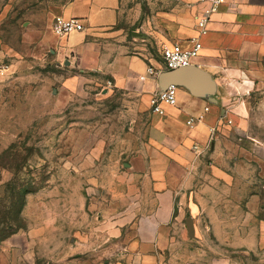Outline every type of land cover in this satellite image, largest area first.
<instances>
[{
    "label": "rangeland",
    "instance_id": "rangeland-1",
    "mask_svg": "<svg viewBox=\"0 0 264 264\" xmlns=\"http://www.w3.org/2000/svg\"><path fill=\"white\" fill-rule=\"evenodd\" d=\"M71 1L0 0V232L22 227L0 241V264H139L140 253L126 246L135 221L117 225L113 216L140 201L143 184L133 183L130 167L151 147L154 113L97 71L93 53L64 51L52 26ZM141 22L116 28L132 53L163 62L153 41L142 47ZM82 33L96 47L104 38ZM234 79L220 155L201 157L196 172L204 182L230 181L217 187L215 206L243 234L215 235L203 219L191 237L188 203L182 233L167 235L165 250L142 253V264H264V60ZM116 226L120 237L111 233ZM85 243L99 250L81 252Z\"/></svg>",
    "mask_w": 264,
    "mask_h": 264
},
{
    "label": "crops",
    "instance_id": "crops-1",
    "mask_svg": "<svg viewBox=\"0 0 264 264\" xmlns=\"http://www.w3.org/2000/svg\"><path fill=\"white\" fill-rule=\"evenodd\" d=\"M127 2H69L58 17L82 19L86 32L104 36L101 39L104 42L96 47L87 41L84 33H74L61 40L64 51L94 54L97 71L111 79L115 87L140 96L150 106L152 95L162 89V83L159 77H148L145 81L140 77L150 66L161 69L163 62L132 53L124 28H116L122 20L129 24L142 20L139 32L144 48L147 41H153L160 51L173 44L191 49V41L199 38L203 50L195 66L206 75L201 90L192 92L179 86L177 105H165L163 114L153 115L151 147L134 158L131 167L128 165L133 183L140 182L144 190L135 206H129L122 215L116 211L118 215L113 220H117V225L122 219L135 221L126 246L128 251L140 253L139 264H142V253H151L156 248L163 251L166 246L163 239L167 235L173 230L182 233L177 225L184 218V205L188 203H191L194 229L199 230V221L206 219L215 235L243 234L242 227L232 224L231 214L215 206L220 194L217 187L220 183L229 187L230 181L219 182L216 177L208 176L204 182L196 170L199 172L202 158L220 155L219 139L224 132L221 121L228 104V91L235 84L234 77L245 73L249 63L264 60V0H226L214 15L206 35L200 34L197 17L207 5L199 4L198 0H139L133 5ZM193 117L197 120L191 126L188 122ZM213 129L218 130L214 136ZM212 139L216 142L211 143L210 150L199 156L194 147L203 151ZM153 176L155 179L151 180ZM137 178L143 179L136 181ZM122 232L119 226L111 231L115 237H120ZM82 246L81 252L99 250L98 244Z\"/></svg>",
    "mask_w": 264,
    "mask_h": 264
},
{
    "label": "built area",
    "instance_id": "built-area-1",
    "mask_svg": "<svg viewBox=\"0 0 264 264\" xmlns=\"http://www.w3.org/2000/svg\"><path fill=\"white\" fill-rule=\"evenodd\" d=\"M226 2V0H198L199 4L207 5L202 13L197 17V27L201 35L208 33V26L212 22L214 15L219 11V8ZM53 32L58 37H68L74 33H82L85 30L83 20L80 18L66 19L64 17H57L52 26ZM191 49H184L179 44L164 46L162 50L163 67L156 69L155 67H148L146 74L141 76L140 79L145 81L148 77H159L162 73L178 69H185L195 66L196 60L200 57L203 50V45L199 38L193 39ZM5 69H0V72ZM178 86L170 85L166 89H160L154 93L150 99V108L154 114H163V107L176 106L178 103ZM209 109L207 108L206 111ZM225 118V117H224ZM199 118L198 120H201ZM197 119L194 117L188 122L193 126ZM216 129H213L212 134ZM195 151L200 155L205 152L199 151V147H194Z\"/></svg>",
    "mask_w": 264,
    "mask_h": 264
},
{
    "label": "water",
    "instance_id": "water-1",
    "mask_svg": "<svg viewBox=\"0 0 264 264\" xmlns=\"http://www.w3.org/2000/svg\"><path fill=\"white\" fill-rule=\"evenodd\" d=\"M162 83V89H166L170 85L184 86L190 91H198L204 87L206 75L201 72L196 66H192L185 69H178L173 71H167L160 76ZM186 229L191 237L194 236V223L192 217H188L185 222Z\"/></svg>",
    "mask_w": 264,
    "mask_h": 264
},
{
    "label": "trees",
    "instance_id": "trees-1",
    "mask_svg": "<svg viewBox=\"0 0 264 264\" xmlns=\"http://www.w3.org/2000/svg\"><path fill=\"white\" fill-rule=\"evenodd\" d=\"M30 193L29 191H26V190H23L22 191V195L24 196V199H25V196ZM24 199H22V202L20 203V208L18 211H20V213H22V210L24 209V206H25V201H23ZM17 228L20 229L22 227H16L15 228H12L9 232L7 233H3V232H0V241H4L6 239H8L10 236H12L13 234H15L17 232Z\"/></svg>",
    "mask_w": 264,
    "mask_h": 264
}]
</instances>
